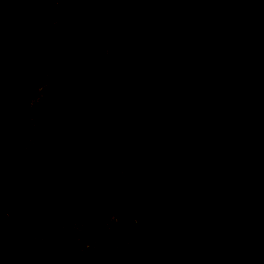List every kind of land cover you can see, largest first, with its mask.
I'll return each instance as SVG.
<instances>
[{
    "label": "trees",
    "instance_id": "16d2710c",
    "mask_svg": "<svg viewBox=\"0 0 264 264\" xmlns=\"http://www.w3.org/2000/svg\"><path fill=\"white\" fill-rule=\"evenodd\" d=\"M98 49L109 69L137 63L126 101L155 113L152 144L116 152L150 198L143 251L264 264V0H0V159L18 135L3 107L29 100L40 70L91 66L82 50Z\"/></svg>",
    "mask_w": 264,
    "mask_h": 264
},
{
    "label": "rangeland",
    "instance_id": "374dc122",
    "mask_svg": "<svg viewBox=\"0 0 264 264\" xmlns=\"http://www.w3.org/2000/svg\"><path fill=\"white\" fill-rule=\"evenodd\" d=\"M82 53L91 66L42 69L29 100L3 107L18 135L0 159V264H154L148 191L116 152L152 144L155 113L126 101L137 63Z\"/></svg>",
    "mask_w": 264,
    "mask_h": 264
}]
</instances>
